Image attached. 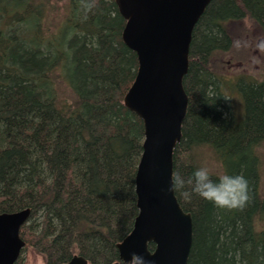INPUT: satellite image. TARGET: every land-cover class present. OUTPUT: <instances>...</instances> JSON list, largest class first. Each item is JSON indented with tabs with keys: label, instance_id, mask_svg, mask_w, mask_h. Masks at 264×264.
Wrapping results in <instances>:
<instances>
[{
	"label": "trees",
	"instance_id": "trees-1",
	"mask_svg": "<svg viewBox=\"0 0 264 264\" xmlns=\"http://www.w3.org/2000/svg\"><path fill=\"white\" fill-rule=\"evenodd\" d=\"M96 5L85 15L81 0H0V213L31 209L15 264L28 245L45 264L75 254L113 264L139 212L145 126L124 101L138 56L123 40L116 0ZM253 32L263 71L240 73L249 81L237 90L223 60L239 35ZM184 83L189 104L174 172L188 178L224 166L247 178L250 196L243 208L222 210L176 192L194 219L189 264H264V0L210 2ZM231 91L242 96V117ZM209 155L223 164H209Z\"/></svg>",
	"mask_w": 264,
	"mask_h": 264
},
{
	"label": "water",
	"instance_id": "water-1",
	"mask_svg": "<svg viewBox=\"0 0 264 264\" xmlns=\"http://www.w3.org/2000/svg\"><path fill=\"white\" fill-rule=\"evenodd\" d=\"M211 1L116 0L126 19L123 40L139 62L124 101L143 119L145 138L135 179L139 212L132 230L117 243L120 259L113 264H129L133 254L146 264H189L193 215L169 188L189 104L184 80L193 33ZM30 212L0 213V264L18 260L26 245L21 227ZM60 264L92 263L75 254Z\"/></svg>",
	"mask_w": 264,
	"mask_h": 264
},
{
	"label": "clouds",
	"instance_id": "clouds-1",
	"mask_svg": "<svg viewBox=\"0 0 264 264\" xmlns=\"http://www.w3.org/2000/svg\"><path fill=\"white\" fill-rule=\"evenodd\" d=\"M96 0H81V10L87 15L96 8ZM216 175V179H213ZM169 191L179 192L185 200L193 195L212 203L222 210L239 209L249 202V183L242 174L213 173L208 166L195 169L188 178L174 172ZM129 264H146L142 257L133 254Z\"/></svg>",
	"mask_w": 264,
	"mask_h": 264
},
{
	"label": "rangeland",
	"instance_id": "rangeland-1",
	"mask_svg": "<svg viewBox=\"0 0 264 264\" xmlns=\"http://www.w3.org/2000/svg\"><path fill=\"white\" fill-rule=\"evenodd\" d=\"M240 31H242V29H240ZM254 34L255 33L253 32V33H250V35L248 36H246L243 33L239 35V38H241V40H239L235 44L232 54L229 52L230 55L228 57H225V60H223L226 66L225 72H227L228 76H232L228 78L229 83L234 84L237 90H238L237 84L241 82L249 81L248 77L245 78L243 76H240V73H248V74H253V75L258 76V74H261L263 71V63H262L263 47L260 43V39H258V37H255ZM231 93H232L231 94L232 98L231 96L229 98L234 102L236 112L238 111L237 115L239 117H242V114L244 113V102H243L242 96L240 95L239 91H231ZM210 157L212 156L209 155V158ZM205 159L208 162V158H205ZM210 163H212L213 165H216V167L218 168L220 167V165L223 164L222 162L218 163L215 155H213V158L211 159V161H209V164ZM210 168H212L211 165H210ZM222 171L226 173V169L224 166H223ZM22 257H23L22 264H45L46 263L45 256L33 246L28 245L25 251L23 252Z\"/></svg>",
	"mask_w": 264,
	"mask_h": 264
},
{
	"label": "bare ground",
	"instance_id": "bare-ground-1",
	"mask_svg": "<svg viewBox=\"0 0 264 264\" xmlns=\"http://www.w3.org/2000/svg\"><path fill=\"white\" fill-rule=\"evenodd\" d=\"M234 108H235V107H234ZM241 111H242V110H241ZM241 111H240V112H241ZM237 112H238V111H237ZM237 112H236V113H237ZM239 114H240V113H239Z\"/></svg>",
	"mask_w": 264,
	"mask_h": 264
}]
</instances>
